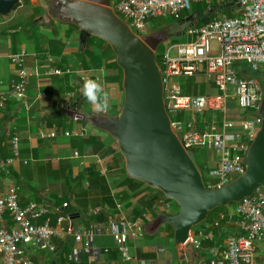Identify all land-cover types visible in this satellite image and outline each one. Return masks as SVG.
I'll list each match as a JSON object with an SVG mask.
<instances>
[{"label":"built area","instance_id":"obj_1","mask_svg":"<svg viewBox=\"0 0 264 264\" xmlns=\"http://www.w3.org/2000/svg\"><path fill=\"white\" fill-rule=\"evenodd\" d=\"M203 1L210 8L225 3L231 15L223 11L217 12V8L216 13H220V16L212 15L209 20L200 24L202 16L192 13L191 9L193 4ZM210 2L211 0H111L110 6L137 35L149 33L152 18L171 16L181 27L177 35L190 38L186 42L170 43L160 55L158 65L163 100L171 128L181 135L183 147L192 151L211 149L217 155V164L207 168L206 180H203L207 188L214 189L243 174L245 165L242 159L255 136L256 126L261 122L264 88L255 74H264V0H227L212 7ZM8 59L14 67L9 95L18 98L27 107L26 88L32 72L25 64V52L9 54ZM99 71L102 73L103 68ZM70 72L69 68L47 67L43 70V75H63ZM192 77L195 83L203 77L216 92L184 93L182 80ZM100 78L101 75L87 72L81 75L84 83L88 79L99 82ZM9 95L0 93V115ZM73 95V91L66 93L63 102H70ZM230 98L234 99L239 108L251 110L256 115L251 124L244 125L242 131H230L233 122L225 118L226 104ZM207 111L219 112L220 115L213 114L207 121L201 119L198 123L196 118H202ZM187 114L192 118L188 119ZM61 132L68 137L85 136L88 133L83 125ZM40 134L55 137L57 129L53 127ZM9 147L10 155L0 159V179L2 175H9L11 166L21 160L16 132L11 135ZM22 162L26 164L28 160ZM94 163L98 172L106 176L109 169L102 156H95ZM17 190L13 184L8 185L6 190L0 187V264H42L33 260L31 248L36 246L54 251L52 238L65 235H71L79 244L72 249L69 260L79 263L82 252H90L96 259L101 250L94 247L93 237L100 228H104L111 236L124 261L132 259L128 240L144 233L142 219H130L119 213L111 215L102 227L91 224L86 228H76L70 215L63 212L56 216L55 224H51L50 213L59 212L68 206V202L64 201L60 207L37 202L22 206ZM115 204L121 210L122 204L118 201ZM160 204L169 207L171 202L161 201ZM4 214L10 217L11 227H7ZM235 217L238 233L226 235L225 245L218 255L202 264H264L255 260L256 243L264 241L262 187L256 188L250 196L233 205L228 218L231 220ZM38 220L42 222L39 223ZM214 225H219V222H214ZM212 237V228L198 229L190 235L188 242L199 248L203 240ZM103 251L107 252L108 248ZM139 264L144 262L140 261Z\"/></svg>","mask_w":264,"mask_h":264},{"label":"crops","instance_id":"obj_2","mask_svg":"<svg viewBox=\"0 0 264 264\" xmlns=\"http://www.w3.org/2000/svg\"><path fill=\"white\" fill-rule=\"evenodd\" d=\"M41 1L28 0V2H25L21 0L20 5L13 12L11 10L8 13L9 15L0 14V93L10 94V82L14 78V67L8 59L9 54L24 51L25 64L32 72L26 88L27 107L15 96L9 95L0 115V159L10 155L9 136L14 132L19 137L21 159L11 166L9 175H2L0 187L6 190L8 185H15L18 188V198L22 206H26L29 202H37L41 205H55L54 194H59L58 197L60 198V193L62 192L60 189H56L62 185L61 178H58L60 176L56 174L60 169L66 173L69 170L72 171L71 177L75 180L78 174L89 165L95 166L97 170V165L94 163L95 156H102L103 161L108 166L113 155L118 152L117 146H115V142H112L106 136L105 132L92 126L87 118L92 115H113L112 110L119 111L123 102V89L117 83L105 81L104 67H100L103 68L102 73L99 71L100 68L90 67L86 69L76 59V52L81 42L79 29L70 28L68 23L60 22L56 18L53 23L48 24H43L40 20H37L46 11L44 9H42L41 13L34 11L33 7L37 6L40 8L39 3ZM24 5L29 7L31 15L33 13V16H29L33 17L31 24L19 21L18 11ZM48 6H50L49 1ZM213 15L215 16V14ZM176 27H178L176 29L181 28L179 23ZM35 28H38V30L33 32ZM175 34H179V30H175ZM47 67L69 68L71 72L63 75L44 76L43 70ZM85 72L91 75H101L102 78H100L99 83L108 93L110 105L106 111L97 112L88 102H83L81 99L78 100V96L82 95L84 85L81 75ZM261 83L264 88V76ZM68 87L71 90H68ZM69 91L74 92L70 101L75 106L76 115L87 122L84 125L79 123L75 117L69 118L66 121L67 125L60 124L63 115L59 113L60 107L57 105L64 100V95ZM230 99L234 100L233 98ZM228 100L227 105L233 103L228 102ZM212 113L214 112L207 111L202 118H196V121L198 123L201 119L207 121L212 116ZM186 117L188 119L192 118L190 114H187ZM229 120L233 122V127L230 131H242L244 130V125L247 126L248 124L245 120L235 119L233 114ZM57 125H60L59 128ZM79 125L87 128V135H97L102 140H105L109 144L111 151L103 155L82 154L80 156L77 147L72 145L71 138L81 136L68 137L61 132V130L65 129H75ZM53 127L61 129L57 130L55 137L42 136L40 134L41 131L46 133ZM23 160H28V162L24 164ZM200 162L206 168L213 167L217 164V155H210L207 158L201 157ZM108 174L106 176L108 177L110 195L114 199V204L118 201L122 204V208L121 210L117 209L116 204L113 209L109 208L107 204H102L100 207H103L106 212L110 211L114 216L121 213L130 219H142L144 233L134 239L129 238L128 245L132 259L124 261L111 236L104 228H100L99 232H96L93 237V245L101 251L96 259L90 255V252H82V264H139L140 261H143L144 264H202L218 255V252L225 245L226 235L238 233L236 217L231 220L228 218V214L233 208V206H230L225 214L219 212L218 218L213 215L205 221L203 226L197 229L193 228L191 231L193 235L198 229L208 230L212 228L213 237L211 239L203 240L201 246L194 250H183V248L176 246L173 242V228L171 229L167 224H161L159 227L154 224L156 216L168 212L160 204L161 198L155 201L152 209L144 207V204L137 206V201L135 202L134 200L131 201L130 206L126 205L125 202L120 200L119 189L114 186L115 178L109 177ZM88 186V180L83 178L82 190L88 188ZM143 189L144 187L141 188V190ZM78 190L76 189L70 194L72 204L79 198L77 196ZM144 190L146 194L153 193L151 190ZM95 198V196L88 195L86 199H79V203L76 205L77 209L70 216L76 228H86L92 224L88 221L91 217L87 215V212L90 211L93 205L99 209L98 204L100 203L95 202L93 200ZM66 201L69 202L68 200ZM59 204L56 205L60 207L61 205ZM63 212L64 209L59 210V212H51V224H55L56 216ZM223 215L225 216L223 217ZM221 218L224 219L222 220ZM4 220L7 227H11L12 221L8 214H4ZM41 220L43 221L44 218H41ZM42 221L38 220L39 223ZM106 221L95 225L102 227V225L106 224ZM216 221L219 222L217 226L214 225ZM51 242L55 246L54 251L36 246L32 247L33 250L31 248V256L34 261L42 264H76L68 258L72 249L79 246L71 235L53 237ZM256 247L255 260L259 263H264V241L257 242ZM104 248H108V251L104 252Z\"/></svg>","mask_w":264,"mask_h":264},{"label":"water","instance_id":"obj_3","mask_svg":"<svg viewBox=\"0 0 264 264\" xmlns=\"http://www.w3.org/2000/svg\"><path fill=\"white\" fill-rule=\"evenodd\" d=\"M21 0H0V14H8ZM53 16L79 29L83 42L89 36L106 42L122 70L123 102L118 113L92 115L89 123L108 134L124 159L129 178L157 189L174 201L175 213L156 216L154 224H169L173 242L194 250L188 242L193 227L217 207L238 203L264 189V96L261 122L242 161L243 174L219 188L204 185L195 153L182 145L165 109L161 72L156 59L160 44L154 33L137 35L111 8V0H49Z\"/></svg>","mask_w":264,"mask_h":264},{"label":"trees","instance_id":"obj_4","mask_svg":"<svg viewBox=\"0 0 264 264\" xmlns=\"http://www.w3.org/2000/svg\"><path fill=\"white\" fill-rule=\"evenodd\" d=\"M24 1L28 2V0H24ZM20 3L21 2H18L17 4H15L12 10L17 8L18 5H20ZM33 8H34V11L37 13L42 12V9L37 6ZM217 8H218L217 12L223 11L226 14L231 15L229 12L228 6L225 3L223 4L221 3L216 8H210L209 5L205 3L203 4L196 3V4H193L191 11L192 13H196L198 16H202V18L199 20V23L201 24L209 20L211 16L216 13ZM68 25L70 28L78 30L77 26H75L74 24L68 23ZM37 30L38 28H35L33 29V32ZM76 57H77L76 59L80 61L86 69L90 67H93L96 69L100 67H104L105 68V76H104L105 81L110 82V83H117L119 87L122 89V84H121L122 70L117 65L115 61V55L113 51L111 50L110 46L106 42H104L103 40L97 37L89 36L83 42H80L79 48L76 52ZM156 59H157V62L159 63L160 62L159 54H156ZM182 85H183L184 93L186 94H191V93L195 94V93L205 92V86L203 85L201 86V84L198 85V83H195L194 78L193 79L186 78L182 80ZM68 90H71V88L68 87ZM80 99L83 102L86 101L83 95L78 96V100ZM57 106L60 107L59 113H62L63 115V118L61 119L62 121H60L61 125H67L66 121L69 118L72 119L73 117L77 118V121L83 125L87 123L85 119L80 118L76 115V112L74 111L75 106L73 105V103H71V101L63 102L62 100L60 104L58 103ZM112 113L116 114L118 113V110H112ZM217 115L219 116L220 113L218 112ZM59 126L57 125L58 128ZM58 128L57 130H61ZM10 136L9 138H11ZM108 137L111 139L112 142H114V140L109 135ZM71 143L73 146L77 147L80 156L82 154H101L103 155L111 151V149L109 148L110 147L109 144L105 140H102L97 135L89 134L83 137L82 136L73 137L71 138ZM193 152L195 153V149H193ZM196 160L199 165L201 174H203L202 173L203 169L205 172L207 168L205 166L200 165L197 159V156H196ZM108 166H109L108 175L109 177L115 178L114 186L119 189L120 200L122 202H125L126 205L130 206L131 201L134 200L135 202L137 201V204H136L137 206L144 204V207H148V209H152L155 201L161 198L162 201L172 202V205L175 204L177 207V211H178L179 209L178 205L174 201L166 198L161 191L151 188L139 180L129 178L126 175V172L124 169V159L119 152L113 155V157L108 163ZM201 166L203 169L201 168ZM56 174L57 176H60L58 178H61V184H62L60 188H56V189H60L62 192L60 191L61 192L60 198L58 197L59 194H54V200L57 205L59 203H60L59 205H61L63 201H66V200L69 201L68 206L63 208L64 212H67L69 213L70 216H72L74 211L77 209L76 205L79 203V199L80 198L86 199L88 195H90V196H95L96 198L93 200L95 202L97 201L100 203L98 204L99 209H97V207L93 205L91 206L90 211L87 212L88 213L87 215L91 217L90 219H88L90 223L92 224L93 223L94 224L104 223L112 215L110 211L106 212V210H104L103 207H100V205L102 204H107L109 208L113 209L115 204H114L113 197L110 195V189H109V185L107 181L108 177L101 175L96 170L95 166L89 165L86 168H84V170L80 174H78V177L75 180L72 179L71 177L72 171L70 170L66 173V172H62V170L60 169L58 170ZM83 178H86L88 180L89 186L88 188L82 190ZM203 180L205 181L206 179L203 177ZM142 187H144V189L151 190L153 193L146 194L144 189L141 190ZM76 189L77 190L80 189L78 190V193H77V196L79 198L73 202L74 204H72L71 203L72 201H70V198H71L70 194L73 193ZM235 204L236 203H231L227 206L217 207L213 209L212 211L208 213L206 220L212 217L213 215H215L216 218H218L219 212H223L225 214L227 209L230 206H233ZM168 212H172V211H168ZM175 212L173 211V213ZM112 216H114V214ZM224 216L225 215H223V217ZM221 219L223 220L224 218H221ZM205 221L201 222L200 224H198L197 226L193 228L197 229L200 226H203L205 224ZM167 226H169L172 229V227L169 224H167ZM81 259H82V255L80 256L79 263H76V264H82Z\"/></svg>","mask_w":264,"mask_h":264},{"label":"rangeland","instance_id":"obj_5","mask_svg":"<svg viewBox=\"0 0 264 264\" xmlns=\"http://www.w3.org/2000/svg\"><path fill=\"white\" fill-rule=\"evenodd\" d=\"M48 1L49 0H42L39 3L40 4L39 5L40 8L46 10L44 13H42V16L37 19V20H40V22H42L43 24L44 23L45 24L53 23V21L55 20V17L53 16L54 14L52 13L50 6H48ZM221 1H227V0H211L210 5L215 6L216 3H219ZM200 3L207 4L204 1L200 2ZM29 10L30 9H29V7L27 5H24L23 8L19 9V11H18L19 21H23V22H25L27 24H31L32 23V21H33L32 18L33 17H29V16H33V13L31 15ZM12 12H13V10H12ZM215 16H220V13H215ZM177 24H178L177 20H175L171 16H158V17H154V18L151 19V27H150V29H153V28H168V29H170L171 28V31H172V36L169 37L167 40L161 42L158 45L157 50H156V54H159V56L164 52L165 47L168 46L170 43H182V42H186V41L190 40V38H188V37H186L184 35L183 36L175 35V30H179V29H176V28H178V27H176ZM255 76L261 82L262 81V77L264 75L258 73V74H255ZM190 79H193V77L190 78ZM200 84H201V86L202 85L205 86V91H207V92H209L211 94L216 92V89L214 87L210 86L205 81V79L203 77L199 78L198 85H200ZM228 102H233V103L232 104L229 103L228 105L226 104V112H225L226 120L231 119V115L233 114L235 116V119L245 120L248 123V125L252 123V121L254 120V118L256 116L253 111H251V110H244L243 111V109L238 107L237 103L234 100L229 99ZM213 114H217V113H212V115ZM240 128H241V125H240ZM257 128H258V126H256V129ZM106 136L108 137V135H106ZM195 154L197 156V159H198L200 165H202L201 162H200V158L201 157L207 158V156L214 155L215 153L211 149H195ZM202 166H201V168H202ZM202 173H203L202 174L203 177L206 179L204 169H203ZM165 209L168 210V211H172V212L173 211L174 212L177 211L176 205L175 204L172 205V202H171L170 206L169 207H165Z\"/></svg>","mask_w":264,"mask_h":264},{"label":"clouds","instance_id":"obj_6","mask_svg":"<svg viewBox=\"0 0 264 264\" xmlns=\"http://www.w3.org/2000/svg\"><path fill=\"white\" fill-rule=\"evenodd\" d=\"M82 95L97 112L106 111L110 107L108 93L97 80H86L83 85Z\"/></svg>","mask_w":264,"mask_h":264},{"label":"flooded vegetation","instance_id":"obj_7","mask_svg":"<svg viewBox=\"0 0 264 264\" xmlns=\"http://www.w3.org/2000/svg\"><path fill=\"white\" fill-rule=\"evenodd\" d=\"M149 33H154V39L159 40L160 43L172 36L171 28H153Z\"/></svg>","mask_w":264,"mask_h":264}]
</instances>
